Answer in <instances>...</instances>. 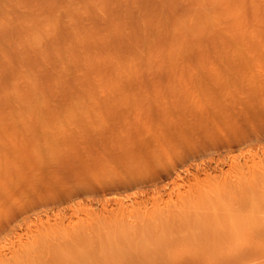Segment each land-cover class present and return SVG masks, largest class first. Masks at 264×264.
<instances>
[{
  "label": "rangeland",
  "instance_id": "obj_1",
  "mask_svg": "<svg viewBox=\"0 0 264 264\" xmlns=\"http://www.w3.org/2000/svg\"><path fill=\"white\" fill-rule=\"evenodd\" d=\"M262 159L264 0H0V264H264Z\"/></svg>",
  "mask_w": 264,
  "mask_h": 264
},
{
  "label": "bare ground",
  "instance_id": "obj_2",
  "mask_svg": "<svg viewBox=\"0 0 264 264\" xmlns=\"http://www.w3.org/2000/svg\"><path fill=\"white\" fill-rule=\"evenodd\" d=\"M259 159H261V158H259ZM251 161H252V160H251ZM261 161L263 162L264 160L262 159ZM244 162H245V161H244ZM246 162H247V161H246ZM246 162H245L244 164H247ZM254 162H255V161H254ZM257 162H258V164L256 165L257 167H259V165H264V164H261L262 162L259 164V162H260L259 160H258ZM257 162H256V163H257ZM244 164L242 163V164H240V165L243 166ZM254 164H255V163H254ZM250 165H251V164H248L247 166L245 165V166H243V167H244L245 169H247L248 166L251 167V166L253 165V162H252V165H251V166H250ZM242 166H240L241 168L238 167V169H241V173H238L239 171L236 172V174L238 175V177H239L240 174H242L241 176H243L244 174H245V176L247 175L246 173H243L244 170L242 169V168H243ZM253 166L255 167V165H253ZM249 167H248V169H250ZM261 167H262V169H263V166H261ZM251 168H252V167H251ZM253 169H254V168H253ZM253 169H250V173H253V171H255V170H253ZM255 169H256V167H255ZM259 169H260V168H259ZM259 169L257 168V170H256L255 172L257 173V172L259 171ZM262 169H261V172H262ZM242 170H243V171H242ZM251 170H253V171H251ZM263 170H264V169H263ZM245 171H247V170H245ZM261 172L259 171V173H261ZM230 173H231V172H230ZM250 173H249V174H250ZM223 175H224V174H223ZM228 175H229V174H228ZM237 175H236V176H237ZM223 177H224V176H223ZM225 177H226V176H225ZM225 177H224V178H225ZM228 177H229V178H230V177L235 178V175H234V176L229 175ZM224 178L221 177L222 180H223ZM227 179H228V178L226 177V178L224 179V181L227 180ZM217 180H218V179H216V182H218ZM228 180H229V179H228ZM172 193H173V192H172ZM177 194H179V196H177L178 198L181 197V196H180V192H178ZM177 194H176V195H177ZM172 195H173V194H172ZM170 196H171V195H170ZM173 196L175 197V195H173ZM173 196H171V197H173ZM168 197H169V196H168ZM177 197H176V198H177ZM178 198H177V199H178ZM169 199H171V198H169ZM180 199H181V198H179V202H172V201L170 202L169 200H167V201H166V202H167V205H166V206H169V207H166V206H165V204H166L165 200H163V201L161 200L162 203H163L162 205H164V206H163V208L157 210L158 208H160V206L158 207V205H159L160 202H158V203H157L158 205H157V206L155 205V207H156V212H152V211H151L152 209L147 208L146 206H147L148 204H145L146 206H145V205H142V206L140 205V206H141V207H140V206L136 203L137 206H138V207H137L134 201H133L132 203H131V201H130V203L133 204V205H135L138 209H137L135 206H134V208H133V206H131L130 204L128 205L129 207H128L127 205H124V204L128 203V202H124V201L122 202V203H124V204H123L124 207L121 205V206H119L120 208H119L118 206H117L118 209H117L116 206H115V208H116L117 210H119V211H118V215L123 216V217H126V218H125V219H126V222H128V221H127V218H130V219H128L129 221H130L132 218H137V217H136V216H137L136 214H137L139 211H140V212L143 211V210H140L141 208H144L143 206H145L148 210H150V211H147L146 213H143V214H147L146 216H148V215H149V212H150L151 214H152V213L156 214V216H158V217H162V216H163V213H165V212H166V213H169L170 210L175 209V207H176V203H179V204H180V203L182 202V199H181V200H180ZM171 200H173V199H171ZM176 201H177V200H176ZM180 201H181V202H180ZM119 202H120V201H119ZM119 202H117L116 204L118 205ZM168 202H169V203H168ZM120 203H121V202H120ZM170 203H171V204H172V203H173V204L175 203V207L172 206L173 208L171 209V207H170L171 204H170ZM168 204H170V205H168ZM173 204H172V205H173ZM119 205H120V204H119ZM126 206H127V207H126ZM130 206H131L132 209L130 208ZM139 207H140V209H139ZM155 207L153 208V210L155 209ZM157 207H158V208H157ZM115 208H114V211L117 213V210H116ZM166 208L168 209V211H164V210H166ZM169 208H170V210H169ZM135 209H136V210H135ZM162 209H163V210H162ZM133 210H134V211H133ZM145 210H146V209H145ZM114 211H112V215H113V214L116 215V213H115ZM84 212H85V211H84ZM84 212H83L82 214H84ZM86 213H87L86 216H88V217H89V216H92V217L95 216V215H94L95 212H92V213H91V212L89 211V213H88V212L86 211ZM93 213H94V214H93ZM75 214H76V213H75ZM78 214L80 215L79 212H78ZM82 214L80 215V217L82 216ZM89 214H90V215H89ZM97 214H98V213H97ZM97 214H96V216H98ZM76 215H77V214H76ZM84 215H85V214H84ZM118 215L116 216L117 219L120 217V216H118ZM124 215H126V216H124ZM135 215H136V216H135ZM139 215H142V213L139 214ZM139 215H138V217H139ZM166 215H167V214H166ZM86 216H84L83 218L81 217V219H82L81 222L79 221V220H80V219H79L80 217L77 216V217H75V218H78V221H77V222H80L82 225L85 224V223H87L88 221L90 222L89 219H91V221L94 220V218H91V217H90V218H88V217L85 218ZM134 216H135V217H134ZM143 216H145V215H143ZM143 216H142V217H143ZM164 216H165V215H164ZM140 218H141V216H140ZM83 219H85V220L88 219V221L84 222ZM92 219H93V220H92ZM95 219H96V218H95ZM117 219H116V220H117ZM121 219H123V218H121V217L119 218V221H120V222H122ZM123 220H124V219H123ZM82 221H83V223H82ZM94 221H95V220H94ZM72 222H73V221H70V222L68 223V226L72 227V226H71V223H72ZM89 222H88V223H89ZM124 222H125V221H124ZM124 222H122V223H124ZM80 223H78V224H80ZM81 224H80V226H82ZM68 226H66V227H68ZM74 226H75V225H73V227H74ZM80 226H79V228L82 229L83 227H80ZM63 227H64V226H62V228H63ZM66 227H65V228H66ZM62 228H61V230H62ZM65 228H63V230H64ZM68 228H69V227H68ZM74 228H76V227H74ZM72 229H73V228H72ZM84 229H86V228H85V225H84ZM61 230H59V231H61ZM67 230H68V229H66V231H67ZM82 230H83V229H82ZM9 249H10V248H9ZM7 250H8V249H7ZM9 251H10V250H9ZM9 251H8V252H9ZM2 252H3V254H5V253H4L5 251H2ZM8 252H7V253H8ZM11 252L13 253L12 250L10 251V253H11ZM3 254H2V255H3ZM0 255H1V254H0Z\"/></svg>",
  "mask_w": 264,
  "mask_h": 264
}]
</instances>
